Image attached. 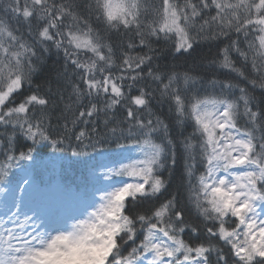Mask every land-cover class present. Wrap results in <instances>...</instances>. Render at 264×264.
Listing matches in <instances>:
<instances>
[{
	"label": "snow or ice",
	"instance_id": "6c2138e0",
	"mask_svg": "<svg viewBox=\"0 0 264 264\" xmlns=\"http://www.w3.org/2000/svg\"><path fill=\"white\" fill-rule=\"evenodd\" d=\"M0 264H264V0H0Z\"/></svg>",
	"mask_w": 264,
	"mask_h": 264
},
{
	"label": "trees",
	"instance_id": "16d2710c",
	"mask_svg": "<svg viewBox=\"0 0 264 264\" xmlns=\"http://www.w3.org/2000/svg\"><path fill=\"white\" fill-rule=\"evenodd\" d=\"M50 63V62H49ZM37 83L41 82V78L38 77ZM259 95V92H257ZM52 152V150H49ZM48 163L46 168L39 170L37 176V182L41 183L42 186H49L56 180L60 179L61 175L65 176L68 180H76L80 176L82 166L78 163L83 157H74L68 151L63 153H53L51 157L43 158Z\"/></svg>",
	"mask_w": 264,
	"mask_h": 264
}]
</instances>
